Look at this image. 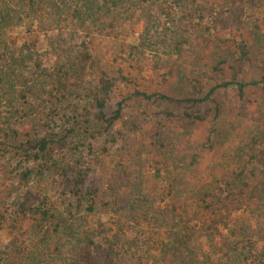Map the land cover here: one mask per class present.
<instances>
[{"label":"trees","instance_id":"16d2710c","mask_svg":"<svg viewBox=\"0 0 264 264\" xmlns=\"http://www.w3.org/2000/svg\"><path fill=\"white\" fill-rule=\"evenodd\" d=\"M123 2L0 1L2 35L25 19L57 16L79 24L87 38L52 68L36 56L38 40L0 43V153L28 162L17 168L22 195L6 209L16 233L0 243V264H118L116 239L128 232L145 244L151 264H264V246L253 237V230L264 233V0H138L143 14L151 17L155 8L167 17L159 40L172 65L158 89L135 90L109 116L117 79L91 53L89 40L105 30L108 18H120L114 9ZM236 23L237 34L228 30ZM245 61L261 63L257 77L242 72ZM215 76L221 81L205 93L199 89ZM76 99L89 104L84 119L77 107L70 123L58 126L57 117L70 115ZM135 99L150 118L138 164L144 183V170L153 171L157 183L140 188L128 207L115 189L116 228L99 232L91 218L109 202L86 185L91 168L83 149L109 133ZM30 100L45 112L46 131L13 144L10 137L19 131L12 121ZM121 171L125 186L136 183L133 164ZM46 177L60 180L61 201L42 196ZM240 213L250 223L240 221ZM0 216V224L7 221Z\"/></svg>","mask_w":264,"mask_h":264},{"label":"rangeland","instance_id":"374dc122","mask_svg":"<svg viewBox=\"0 0 264 264\" xmlns=\"http://www.w3.org/2000/svg\"><path fill=\"white\" fill-rule=\"evenodd\" d=\"M137 2L138 0H124L120 8L114 9V12L119 11L120 18L114 19L113 17L116 15L108 18L105 30L102 29L99 33L97 32L89 40L91 53L117 79L106 108L109 116L115 113L118 103L126 96L132 95L135 90L158 89L163 83L164 74L172 65L170 57L165 53L167 49L161 46L159 40L160 34L165 30L168 22L167 17L160 15L155 8L152 11V18L149 14H143ZM54 17L56 19L47 16L44 20L35 23L25 19L21 25L11 24L5 34L2 35L0 32V43L2 40H7L12 45V42L22 45L25 41L38 40V46L35 48L36 56L40 57L44 66L52 68L57 61H63L68 54L75 52L82 41L87 39L85 31L79 24L67 23L66 20L61 21L57 16ZM150 18L154 20L155 26L150 30L151 40L147 41L146 32ZM238 27L239 24L236 23L235 26H230L228 30L232 29L237 34ZM143 42L144 45H142ZM256 64L261 65L258 62ZM258 65L245 61L241 70L245 75L257 77L260 73ZM220 81L216 76L206 77L198 87L205 93L209 87ZM77 107L81 114V116L79 115L80 118L84 119V113H87L85 108L89 107V104L82 99H76L70 104L69 109L72 111L70 115L57 117L55 123H58V126H61L62 123H70L68 116L76 115ZM45 117V112L35 109L33 101L30 100L23 115L14 118L12 121V126L19 131V135H12L10 141L17 144L31 136L43 135L46 131ZM149 121L150 118L141 112L140 102L136 99L131 100L125 105L122 117L110 132L93 140L91 146L90 143L85 145L83 149V160L91 168L86 185L89 189L99 190L100 194L105 197L104 200L109 202L107 210H101L91 218V223L98 227L99 232L103 229L116 228V224H114L115 208L111 206L115 189L121 195V205L128 207L130 197L139 195L140 188L146 192L157 183L153 177L154 172L149 173L148 170L143 171L145 175H148L147 178H144V183L142 167L139 165L145 157L142 137ZM27 163H21L20 158L12 152L0 153V214H4L7 218V221L4 220L0 224V243L3 246L8 244L11 237L16 233L9 220L10 213L6 209L12 210L14 201L22 195V191L16 188L17 180L15 177L18 173V166H26ZM130 164L135 166L139 176L135 179L136 183L133 182L128 187L124 185V172L121 171V168ZM40 183L42 185L37 184L44 189L42 196H46L49 203L63 199L60 197L63 190L60 188V180L46 177ZM70 201L75 202L73 198ZM238 216L240 221L250 223L245 214L240 213ZM109 232L111 233L110 230ZM233 232L234 230L226 231L231 236H234ZM263 234L257 235L253 230V237L258 241L259 247L264 246ZM240 236L241 234L237 237ZM99 238H102V235ZM116 241L120 251L118 264H151L144 252L146 246L136 237V234L130 232L122 234ZM143 248L144 250H142Z\"/></svg>","mask_w":264,"mask_h":264}]
</instances>
